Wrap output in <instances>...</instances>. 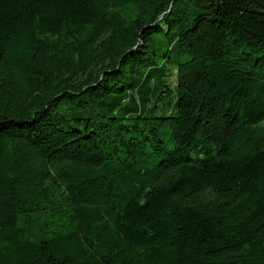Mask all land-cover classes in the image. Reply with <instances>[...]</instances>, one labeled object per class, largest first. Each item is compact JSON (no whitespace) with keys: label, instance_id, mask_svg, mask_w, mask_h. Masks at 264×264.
Here are the masks:
<instances>
[{"label":"trees","instance_id":"16d2710c","mask_svg":"<svg viewBox=\"0 0 264 264\" xmlns=\"http://www.w3.org/2000/svg\"><path fill=\"white\" fill-rule=\"evenodd\" d=\"M0 264H264V0H0Z\"/></svg>","mask_w":264,"mask_h":264}]
</instances>
